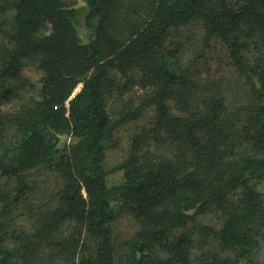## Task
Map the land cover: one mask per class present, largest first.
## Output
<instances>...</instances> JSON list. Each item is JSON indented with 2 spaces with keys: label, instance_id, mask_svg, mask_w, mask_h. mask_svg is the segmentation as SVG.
Returning <instances> with one entry per match:
<instances>
[{
  "label": "trees",
  "instance_id": "1",
  "mask_svg": "<svg viewBox=\"0 0 264 264\" xmlns=\"http://www.w3.org/2000/svg\"><path fill=\"white\" fill-rule=\"evenodd\" d=\"M83 9L81 22L69 0H0V264H264V0ZM190 24L198 56L223 44L233 72L197 66L173 34ZM230 73L248 97H231ZM124 79L146 89L111 113ZM149 111L107 167L120 130ZM36 169L55 179L41 197ZM123 213L140 229L118 260Z\"/></svg>",
  "mask_w": 264,
  "mask_h": 264
},
{
  "label": "rangeland",
  "instance_id": "2",
  "mask_svg": "<svg viewBox=\"0 0 264 264\" xmlns=\"http://www.w3.org/2000/svg\"><path fill=\"white\" fill-rule=\"evenodd\" d=\"M80 8L81 15H80V21L82 22L83 16H84V0H69ZM82 32H85V27L82 26ZM173 34L175 36V40L182 41L184 44H186V48L188 51V54L193 58L192 53H196L197 62L195 59V62L197 63V66L200 67V69L204 72H216L218 74L223 73V70H226L227 72H233L231 70V66H229V60L226 59V47L223 44L215 43L212 44L211 49H204L203 51L206 52L205 57L198 56L199 50L202 51V47L199 46V41L196 39H199V35L201 34L200 28L197 26V24H190L187 26H183L178 30H174ZM202 45V44H201ZM194 49H198L197 51ZM202 53H200L201 55ZM27 73L34 78H39L40 73L35 68H29L27 70ZM229 77L233 79L232 81V93L231 97L237 101H239L235 97L240 96H249V92L247 93V88L244 87V79L241 78L239 75H236V73H230ZM123 81H126L123 86L120 87V89L116 90L113 93V96L111 97V100L109 101L110 111L111 113H114L120 106L122 100L124 98H127L130 95L133 94H142L145 91V86L140 83H136L137 81L127 80L124 79ZM79 90V88L77 89ZM240 101H246V100H240ZM153 117V111H149L146 113L141 119L131 122L128 125H126L124 128L120 130L118 133L119 138V146L117 148H112L108 152V159H107V167L112 168L115 165L121 163L129 154L131 148L133 139L136 136L138 132H140L145 126H148L151 119ZM43 169H36L32 173L31 177H33L36 180V183L33 185H36V191H38L37 195L41 197L46 190L51 189L55 184V179L52 176L46 177L44 174L40 173ZM122 174V171H118L114 174H112L110 177L111 179H118L119 176ZM32 178V179H33ZM1 187H3V184H1ZM258 189L264 193V181H262L258 185ZM22 206V205H21ZM203 220L206 222L213 224L214 226H219V223H217L215 216L212 213H208L203 217ZM112 230L114 234V240L117 248V257L118 260H120V257L124 253L125 249V243L128 239L133 237L136 232L140 229V224L138 220L135 218L133 214L130 213H123L112 223ZM262 263H264V251L261 255Z\"/></svg>",
  "mask_w": 264,
  "mask_h": 264
},
{
  "label": "water",
  "instance_id": "3",
  "mask_svg": "<svg viewBox=\"0 0 264 264\" xmlns=\"http://www.w3.org/2000/svg\"><path fill=\"white\" fill-rule=\"evenodd\" d=\"M77 91H78V90H77ZM77 91H76V92H77ZM76 92H75V93H76ZM75 93H74V94H75Z\"/></svg>",
  "mask_w": 264,
  "mask_h": 264
}]
</instances>
